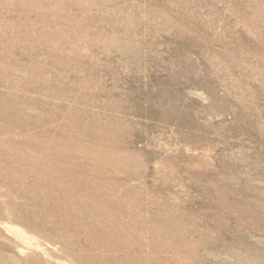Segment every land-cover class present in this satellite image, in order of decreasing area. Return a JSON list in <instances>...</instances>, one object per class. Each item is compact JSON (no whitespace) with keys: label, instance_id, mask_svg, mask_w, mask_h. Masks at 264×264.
Wrapping results in <instances>:
<instances>
[{"label":"rangeland","instance_id":"obj_1","mask_svg":"<svg viewBox=\"0 0 264 264\" xmlns=\"http://www.w3.org/2000/svg\"><path fill=\"white\" fill-rule=\"evenodd\" d=\"M0 264H264V0H0Z\"/></svg>","mask_w":264,"mask_h":264}]
</instances>
